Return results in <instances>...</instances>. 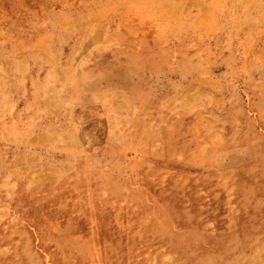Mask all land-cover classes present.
I'll list each match as a JSON object with an SVG mask.
<instances>
[{
	"label": "rangeland",
	"instance_id": "obj_1",
	"mask_svg": "<svg viewBox=\"0 0 264 264\" xmlns=\"http://www.w3.org/2000/svg\"><path fill=\"white\" fill-rule=\"evenodd\" d=\"M167 6L0 0V264H86L114 239L140 264L150 226L179 235L158 264H264L263 221L230 217L239 182L264 186V20Z\"/></svg>",
	"mask_w": 264,
	"mask_h": 264
},
{
	"label": "bare ground",
	"instance_id": "obj_2",
	"mask_svg": "<svg viewBox=\"0 0 264 264\" xmlns=\"http://www.w3.org/2000/svg\"><path fill=\"white\" fill-rule=\"evenodd\" d=\"M144 1H166L167 7L171 8L170 10H177L181 8L182 0H144ZM249 4V8H252V11H256V20L258 22H262L264 20V0H241ZM191 3L195 4L197 0H190ZM105 16L102 12H100V18ZM89 24H93L92 19H90ZM1 78V77H0ZM0 86L2 88L5 86L3 81L0 79ZM4 95H7V92H3L0 89V100ZM2 107L4 105L3 102ZM16 138V137H14ZM245 182V181H244ZM237 190L235 188L233 191L236 194V201L233 207L231 208V220L232 227L237 229V232L247 233L248 231H257L262 227L261 221L264 223V215L257 217L255 214H251L247 211L252 204L257 203L259 198L264 199V186H256L253 184L246 185L243 182H239L237 184ZM150 232H144L135 237V246L137 248L136 252H142L145 249L150 250L149 252L143 253L147 259H143L140 264H158V253L163 251L161 248V244L165 246L164 243L168 242L171 247L178 246L177 239L179 235L174 233L167 234L164 236L161 231H159L158 227L150 226ZM232 233V232H231ZM236 235V234H233ZM120 241L123 242L129 239L126 235H122L119 237ZM235 238V237H233ZM143 246V247H142ZM123 250H126V247L122 245ZM120 245L117 241L111 240L108 242L106 247L100 251L92 250V247H88L86 249H77L78 257H80L86 264H128L134 258V254L127 255L126 251L119 250ZM170 262V261H169ZM166 263V264H169ZM171 264H178L174 261Z\"/></svg>",
	"mask_w": 264,
	"mask_h": 264
}]
</instances>
